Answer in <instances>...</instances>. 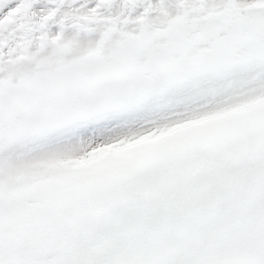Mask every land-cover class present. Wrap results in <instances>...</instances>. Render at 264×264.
Here are the masks:
<instances>
[{"label": "snow or ice", "instance_id": "snow-or-ice-1", "mask_svg": "<svg viewBox=\"0 0 264 264\" xmlns=\"http://www.w3.org/2000/svg\"><path fill=\"white\" fill-rule=\"evenodd\" d=\"M0 264H264V0H0Z\"/></svg>", "mask_w": 264, "mask_h": 264}]
</instances>
